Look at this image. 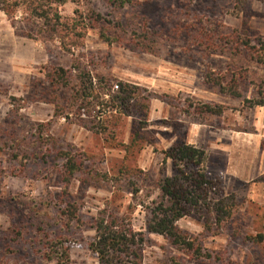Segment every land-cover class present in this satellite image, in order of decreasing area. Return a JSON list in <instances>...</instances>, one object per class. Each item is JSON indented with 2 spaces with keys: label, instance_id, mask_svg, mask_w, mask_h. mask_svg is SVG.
Here are the masks:
<instances>
[{
  "label": "rangeland",
  "instance_id": "rangeland-1",
  "mask_svg": "<svg viewBox=\"0 0 264 264\" xmlns=\"http://www.w3.org/2000/svg\"><path fill=\"white\" fill-rule=\"evenodd\" d=\"M139 2L119 10L103 0L69 1L59 11L67 24L91 12L109 21L111 28L119 22L123 26L121 34L133 41L144 27L155 30V53L107 44L97 30L84 31L82 25L78 27L85 33L81 44L67 53L58 42L28 38L23 24L13 26L0 11V264H47L36 244L47 234L51 238L63 235L70 264H98L95 254L88 249L94 237L90 226L105 209L128 217L135 231L145 233L147 207L157 197V182L172 174L171 163L164 160L162 152L175 142L195 144L204 150L215 143L222 150L236 146L241 154V146L232 144L229 136L237 131L248 132L261 137L264 151V107L245 109L241 99L216 93L203 83L206 72L228 77L231 70H241L247 74L242 94L250 98L254 96L255 85L264 80V67L250 63L243 54H234L226 47L223 52L208 51L199 41L201 36L220 38L235 30L242 37L247 36L251 44L257 38L264 41V0ZM73 60H78L92 74L109 76L170 98L151 100L143 128L138 125L144 122L141 117L123 116L107 124L106 134L96 135L74 121L72 115L69 119L54 117V106L47 101V68L50 65L69 68L78 64ZM185 99L222 105L225 110L219 117L193 121L182 111ZM39 124L46 125L42 129L43 148L50 149L53 142L57 148L72 145L87 157L86 172L78 175L69 187V197L79 205L83 222L80 227L59 231L60 225H55L54 208L62 183L53 155L46 165L32 156L9 161L7 148L2 145L9 135L23 138L28 156L36 149L35 130ZM137 130L141 138L135 146L125 149L122 145L130 146ZM211 150L214 152L207 161V173L221 180L226 195L236 196L238 212L227 227L210 233L203 232V222L196 217L182 218L177 226L190 237H197L213 258L192 259L170 247L163 237L145 233L148 241L143 264L264 261L261 251L254 250L243 239L263 230L264 180L260 179L264 174L251 182L238 181L224 170L227 157ZM30 208L38 211V216L29 213Z\"/></svg>",
  "mask_w": 264,
  "mask_h": 264
},
{
  "label": "trees",
  "instance_id": "trees-1",
  "mask_svg": "<svg viewBox=\"0 0 264 264\" xmlns=\"http://www.w3.org/2000/svg\"><path fill=\"white\" fill-rule=\"evenodd\" d=\"M69 1L78 3L79 0H0V11L13 26L16 23L23 24L27 28L28 38L58 42L59 47L67 53H70L72 47H78L85 36L81 29L78 30L79 25H82L84 31L97 30L101 40L107 44H123L131 51L139 49L142 52L155 53L157 32L147 27H144L143 31L138 33L137 40L133 41L121 34V23L117 22L114 28H111L109 21L94 12L85 17L79 15V20L74 18L67 24L60 14L59 7ZM103 1L111 8L119 10L140 3L139 0ZM17 15H20L19 19ZM199 41L208 51L223 52L222 48L226 47L234 54H243L250 63L264 67V41L259 38L255 40V44H251L247 36L242 37L235 30L220 38L201 36ZM74 61L78 63V60ZM45 77L49 85L46 92L49 97L47 101L54 106V117L69 119L72 115L74 121L100 136L106 134L109 122L119 120L123 116L141 117L140 121L144 122H139L138 125L143 128L151 100L163 101L170 98L169 95L159 96L147 88L109 76L92 74L81 63H73L69 68L50 65ZM246 79L247 74L241 70H231L228 77L206 72L203 83L216 93L241 99V105L245 109L264 107V80L255 85L254 96L247 98L242 94V83H245ZM115 86L117 89H114ZM224 110L222 105L193 99H185L182 108L183 113L193 121L219 117ZM44 127L45 124L36 127L37 146L28 156L26 153L29 150L23 145V138L17 139L16 136L9 135L7 139L2 140V145L7 148L9 161L32 156L46 165L49 157L53 155L62 183L61 195L54 208L55 225H60L59 231H65V228L68 231L73 226L83 225L79 217V205L69 197V187L78 175L86 172L87 157L72 145L57 148L53 142L50 149L43 148ZM140 138L137 130L130 146H122L125 149L131 148ZM162 153L164 160L171 163L172 174L161 177L157 182V197L147 207L145 233L163 237L170 247L192 259H211L213 255L204 250L201 241L181 230L177 222L185 217H196L203 222L205 233L215 229L223 230L238 212L239 201L234 194L226 195L223 192L221 180L217 176L207 173L208 155L203 148L179 141ZM260 180H264V175ZM29 210V213L38 216V211L35 212L33 208ZM42 225L43 223L41 228ZM90 228L94 231V237L89 242L88 249L95 254L98 264H143L144 246L148 240L145 233L132 228L128 217L118 216L114 211L108 212L105 209L94 218ZM62 237L63 235L59 234L51 238L47 234L36 242L37 251L45 263L70 264L68 246ZM243 239L250 243L254 250L261 251L264 259V226L263 230L255 235H245ZM252 264H264V261H254Z\"/></svg>",
  "mask_w": 264,
  "mask_h": 264
},
{
  "label": "crops",
  "instance_id": "crops-1",
  "mask_svg": "<svg viewBox=\"0 0 264 264\" xmlns=\"http://www.w3.org/2000/svg\"><path fill=\"white\" fill-rule=\"evenodd\" d=\"M232 144L241 146L242 153H238L239 150L236 146L218 148L217 143L212 144L210 148L205 150L208 155V159L211 156V149L220 151L222 155L227 158L225 160L224 170L226 174L233 176L238 181L251 182L254 179L264 174V151L261 150V137L253 136L248 132H233L231 136ZM191 144V143H189ZM197 147L195 144H191ZM255 145V148H254ZM205 146V145H204ZM255 149L254 152H251ZM211 150V151H210Z\"/></svg>",
  "mask_w": 264,
  "mask_h": 264
},
{
  "label": "built area",
  "instance_id": "built-area-1",
  "mask_svg": "<svg viewBox=\"0 0 264 264\" xmlns=\"http://www.w3.org/2000/svg\"><path fill=\"white\" fill-rule=\"evenodd\" d=\"M114 89H117V86H115Z\"/></svg>",
  "mask_w": 264,
  "mask_h": 264
}]
</instances>
